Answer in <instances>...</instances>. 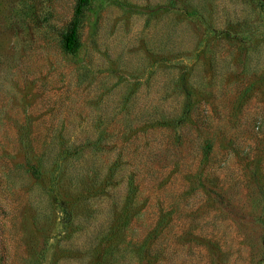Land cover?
<instances>
[{"label": "rangeland", "instance_id": "1", "mask_svg": "<svg viewBox=\"0 0 264 264\" xmlns=\"http://www.w3.org/2000/svg\"><path fill=\"white\" fill-rule=\"evenodd\" d=\"M76 1L0 0V264H264V0Z\"/></svg>", "mask_w": 264, "mask_h": 264}, {"label": "trees", "instance_id": "2", "mask_svg": "<svg viewBox=\"0 0 264 264\" xmlns=\"http://www.w3.org/2000/svg\"><path fill=\"white\" fill-rule=\"evenodd\" d=\"M92 1L93 0L76 1L68 29L62 38V46L65 53L76 55L81 51L82 42L79 32L85 19L86 10L92 4ZM32 171L34 173L36 170L32 169Z\"/></svg>", "mask_w": 264, "mask_h": 264}]
</instances>
